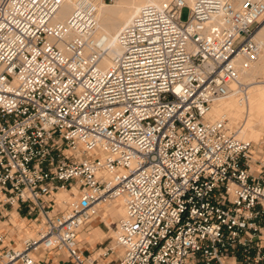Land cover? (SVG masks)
<instances>
[{
	"label": "built area",
	"instance_id": "1",
	"mask_svg": "<svg viewBox=\"0 0 264 264\" xmlns=\"http://www.w3.org/2000/svg\"><path fill=\"white\" fill-rule=\"evenodd\" d=\"M68 1L0 0V264H99L80 235L118 200L102 258L264 264V144L208 117L247 99L264 0L145 4L113 57Z\"/></svg>",
	"mask_w": 264,
	"mask_h": 264
},
{
	"label": "bare ground",
	"instance_id": "2",
	"mask_svg": "<svg viewBox=\"0 0 264 264\" xmlns=\"http://www.w3.org/2000/svg\"><path fill=\"white\" fill-rule=\"evenodd\" d=\"M155 1L156 0H115L113 4H106L100 0L95 1V16L98 21L99 31L108 39L110 57L115 56L119 52L117 36L121 29L130 22L143 5ZM186 1L192 5L195 0ZM73 7V0H69L60 12V17H62V19L66 18L73 10ZM258 37L264 45V26L259 30ZM262 60L264 61V47L261 53V61L259 60L255 63L252 70L248 73V76L245 77L251 84L245 103H241L240 99L237 97H230L226 100L218 101L213 105L208 117L210 120H212L210 117H213L215 120L224 117L228 118L232 122L230 125L238 129L240 138L246 139L247 141L262 142L264 144V140L262 139V136H264V81H256L257 77H255V73L257 69L254 68L261 65V74L264 76V63ZM250 75L253 76L251 77ZM241 122H243V124ZM58 196L62 198L65 196V193H59ZM124 216L125 210L120 200L114 204H107L105 207L101 206L100 213L97 216V223L93 225L92 230L89 229L83 232L80 235V240H82L84 244L87 243L90 246L95 244L96 241L104 240L107 233L99 226L102 222L106 224L112 234H115L116 238V231H113L112 225L117 222L119 223ZM86 247L87 246H85V248ZM100 255L98 258L96 257L99 260L102 259Z\"/></svg>",
	"mask_w": 264,
	"mask_h": 264
},
{
	"label": "rangeland",
	"instance_id": "3",
	"mask_svg": "<svg viewBox=\"0 0 264 264\" xmlns=\"http://www.w3.org/2000/svg\"><path fill=\"white\" fill-rule=\"evenodd\" d=\"M115 2V0H113V1H107L106 2V4H113ZM189 15H190V10H189V8L188 7H186V8H184L183 9V11H182V14H181V19L183 20V21H186L188 18H189ZM264 26V23L262 24V26H261V28ZM260 28V29H261ZM260 61H261V56H260V59H259ZM262 62L264 63V61L262 60ZM261 66V65H260ZM260 66L259 67H254V68H256L257 69V72L255 73V77H257L258 78V76L259 77H262L263 79H264V76L261 74L262 73V69L260 68ZM251 74V73H250ZM251 77L253 76V75H250ZM257 78H256V81H257ZM212 120H215V119H213V117H210ZM228 119V118H227ZM229 120V122L232 124V122H231V120L230 119H228ZM242 124H243V122H241ZM239 135H240V133H239ZM240 137V136H239ZM242 139V138H241ZM262 139L264 140V136H262ZM246 140V139H245ZM262 140V141H263ZM252 142H254V143H256V144H259V143H262V142H257V141H252ZM59 197V196H58ZM118 205V204H117ZM105 206H107V205H102V207H105ZM116 206V205H115ZM98 219V217L94 220V222H92V224L89 226V229L90 230H92L93 229V225L95 224V223H97V220ZM118 221V220H117ZM118 223V222H117ZM117 223H115V224H113L112 225V229H113V231H116V224ZM99 226H100V228H102L103 229V231H105L106 233H107V236L105 237V239L104 240H100V241H98L93 247H91L90 245H88L87 243L85 244V246H87L88 247V250H90V251H95L94 252V254H93V257L94 258H98V256L100 255V254H102L103 252H104V250L103 249H100L101 247H105V246H107V245H109V244H111L110 246H115V242H114V238H115V234H112L111 233V231L109 230V228L106 226V224L103 222V223H100L99 224ZM101 243H104V246H101L100 244ZM96 258V259H97ZM112 260V264H117V259H116V254H114V255H112L111 257H109V258H102L101 260H99V264H107V262H109V261H111Z\"/></svg>",
	"mask_w": 264,
	"mask_h": 264
},
{
	"label": "crops",
	"instance_id": "4",
	"mask_svg": "<svg viewBox=\"0 0 264 264\" xmlns=\"http://www.w3.org/2000/svg\"><path fill=\"white\" fill-rule=\"evenodd\" d=\"M99 241H100V240H99ZM97 242H98V241H96V243H97ZM96 243H95V244H96ZM95 244L91 245V247H93ZM86 248L88 249V247H86ZM93 258H94V257H93Z\"/></svg>",
	"mask_w": 264,
	"mask_h": 264
}]
</instances>
